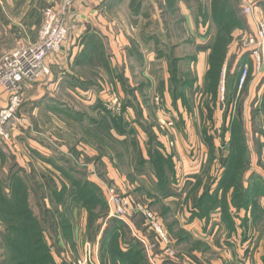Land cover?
<instances>
[{
    "label": "crops",
    "instance_id": "crops-1",
    "mask_svg": "<svg viewBox=\"0 0 264 264\" xmlns=\"http://www.w3.org/2000/svg\"><path fill=\"white\" fill-rule=\"evenodd\" d=\"M58 1L0 0V60L6 53L36 44L44 10L56 6ZM204 1L211 5V0ZM263 2L258 1L254 17H246L248 26L233 32L228 56L239 58L246 52L239 54L237 46L246 31H255V19L264 17ZM132 3L133 0L75 3V28L61 52L49 59L52 75L27 90L15 119V161H31L29 168L52 212L56 236L69 263L83 255L85 242L94 234L100 261L111 264L109 250L99 243L101 236L90 234L96 214H91L85 199L79 198L91 184L106 202L107 189L112 186L141 203L163 204L170 217L188 233L189 237L177 240L180 254L176 259L151 250L146 255L149 264H264V235L260 229H250L245 239L239 233L227 240L219 220L210 218L206 222L195 216V204L207 182L210 148L203 136L206 110L201 107L208 98L206 78L218 28L212 24L198 26L194 10L185 0H177L186 31L178 36V42L173 41V53L182 59L179 67L186 71L173 93L168 65L156 52L157 48L164 49L175 35L167 36L165 31L160 34L158 29L156 37L149 26L138 34L140 24L155 25L159 21L162 28L161 6L166 1L142 0L140 11ZM122 6L126 7L125 13L118 10ZM185 44L190 47L186 52L182 50ZM188 75L193 83L186 86ZM263 79V73L252 72L245 97L260 100ZM108 92L123 103L121 114L107 108ZM155 96L162 100L161 112L154 104ZM6 105L7 95L0 92V109ZM221 107L225 108L218 103L216 117ZM259 115L264 118V112ZM160 120L173 125L164 129ZM146 127L154 134L153 146ZM157 152L168 161L171 173L166 172V167L161 168L163 161L158 164L153 158ZM196 156L199 158L193 161ZM161 174L164 184L158 176ZM70 194L77 201L67 214L63 198ZM133 215L134 220L129 216L126 223L144 235L148 230L144 216ZM198 242L206 247L194 250ZM182 243H189L190 249Z\"/></svg>",
    "mask_w": 264,
    "mask_h": 264
},
{
    "label": "trees",
    "instance_id": "trees-1",
    "mask_svg": "<svg viewBox=\"0 0 264 264\" xmlns=\"http://www.w3.org/2000/svg\"><path fill=\"white\" fill-rule=\"evenodd\" d=\"M185 1L187 2L188 6L194 10L196 24L198 26H205L207 24H212L216 26L219 30L218 40L216 42V45L213 49V53L210 58V70L206 78V90H205L206 95L208 97L211 96V98L213 99L212 106L210 105L206 106L207 110L209 111L208 113L209 120L212 121L213 113L217 105V96L219 94V87L222 76L221 74L223 72L225 62L228 61L227 59L228 47L232 42V34L236 29H241V28L244 29L245 27V26L240 27V21H239L240 19H238V17L244 18L243 17L244 15H242L243 8L241 7L242 0H211L210 1L211 5H208V3L204 0H185ZM173 2H174V8L172 9V12H169V10H165V8L167 7V2L164 6H161L162 28H159L160 26L159 21H157L155 25H153L152 22L149 23V26L153 27V31H155L154 33H156V37L158 34L156 30L158 31V29L160 34L164 33L165 31L167 33V36L168 35L174 36L178 34L183 35V33H185L186 31L185 21L182 17L179 16L177 0H173ZM132 4L136 11H140L142 0H133ZM263 4L264 2L262 3V6ZM233 8H235L236 11H233ZM169 14L172 15V22L174 23V27H177L179 30L178 34H176L174 30L172 31V33H170V28L167 25V19H166V17L169 16ZM172 39L173 38H171L170 42L167 43L164 49L157 48V56L161 59L163 58L168 65V69H169L168 71L170 72V77H171L170 79L171 91L174 93V90L179 82L180 76L184 75L186 70L179 67V63L182 62V59L178 58V56L175 53H173V49L175 45L173 44ZM235 59L236 58H233L230 64V69L234 71V74L229 73L227 69L225 73V79H224L225 101L223 105L226 108V110L224 111L225 112L224 122H226V117L228 116L227 107L229 106L231 99L234 96L239 97V92L241 93L243 89H246L247 91V85L251 77V74L253 72V69L251 67L245 85L243 86L242 90H239V82L241 78L242 67L245 62L251 63V60L249 58V53L245 52L237 61V66L235 69L233 68V62ZM187 78L188 80L185 83L186 86L193 83V78L190 77V75H188ZM127 92L130 93V91ZM226 99L228 102L227 104H226ZM258 100H259L258 98H256V101L254 100L255 103L252 106V111H251L254 112L257 116L262 112H264V93L263 96L260 98L258 105H256ZM231 105L232 104H230V106ZM136 109L138 111V108ZM117 123L120 124L119 122ZM148 128L149 127H146L149 136V143L151 146H153L154 144H156L155 137L154 134L151 132V130H149ZM257 130L258 129L253 125L251 129L252 131L251 134H253V132L254 133L257 132ZM243 131L245 135L248 133L247 129L245 130L243 128ZM205 140L209 145L210 150H212L214 148L213 139L211 137H206ZM152 156L156 160V162H158V164L160 161H163L161 165L167 166L168 161L163 159L160 156V153L157 152L155 155ZM0 157L3 158V160L0 161L1 162L0 174L2 176L5 168L3 164H5L6 162L5 154L3 153V151ZM13 166H18V164L14 162ZM242 167L243 164L241 168ZM18 173L25 174L26 171H24V169H19ZM16 176H17L16 173L10 174L9 179L11 183H8V188L10 190V193L8 194L5 192L6 190L4 189L3 186L4 183L0 179V217L2 219L0 220V223L2 224L4 223L0 230V264H57L53 257V250L55 249V247L58 249L57 254L59 255V257H62L64 260L63 264H70L69 261L66 260L65 252L62 249L58 241V238L56 236L55 224L53 222L52 212L45 201V196L41 190V187L34 178L33 172H31L22 181L16 180L15 182H12ZM158 176L160 181L162 182L161 179L163 178V174ZM238 177L241 179V174ZM257 181L259 182L258 178L256 177V175H253L248 180H246V182L249 185L247 188H245L244 181H242V179L240 180L241 183L239 182L238 187L241 186V188L242 187L244 188L245 198H247L248 195V200L245 199L244 206L246 205L248 206L250 204L249 198L251 197V195L254 194V189H252L253 188L252 186L253 184H256ZM162 183L164 184L165 182ZM89 186H90L89 191L86 189L84 192L85 194L81 193L79 195V198L85 199L86 205L91 211V214L94 215L96 214L95 215L96 218L93 215V217L95 218L93 222L96 223V221H100L104 216L108 215L107 214L109 212V208L107 207L108 202H106V199L100 197L99 190L96 188V186L91 184ZM208 194L209 193L207 189V191L205 190L203 192L202 196L198 199L197 203L195 204V209H196L195 216L205 220L206 222L210 220L211 214L214 211H216L214 210L215 208L210 205L211 209H209L207 214L204 207L201 206V204H204V200L208 196ZM31 197H33L34 207H32V205L30 204ZM64 200L65 197L63 198V201ZM74 200L77 201V197H75ZM94 204L96 206H94ZM99 207H102L103 211L102 210L99 211L98 209ZM95 209L98 212L93 213L94 212L93 210ZM105 210L106 213L104 214ZM227 210H229V207L227 208ZM260 212L261 214H264L263 210ZM6 214L10 215L11 217L9 221L8 219L6 220L4 219ZM130 217H132L131 220L133 221L135 215L133 216L131 215ZM254 217L256 219V212L253 213V218ZM109 221H110L109 228L113 229L114 227V231L116 232L114 244L118 253L117 257H114V254L111 256V264H149L146 258L147 255L146 248L144 244L141 242L140 238H138V237H143V238L145 237L139 233L134 232L132 227L123 220H120L118 218H112ZM248 221H250V219H247V223ZM109 228L106 231L107 234L106 236H104L105 239L104 241H102V243L100 239V245L102 244L103 247H107L108 250H109V246L108 243L106 242V239L107 241L108 239H111L110 237L111 232H109L110 231ZM245 228L247 230L248 226H246ZM256 228L260 229L261 234L264 235L263 226L262 227L257 226ZM125 230L126 232H128L127 238L124 237L125 233H122ZM148 230L150 231L149 228ZM248 230L246 234H243L242 238L245 239L249 236ZM145 233L146 232L144 231V234ZM152 234L155 243L153 244L151 243L150 239L152 238L150 236L148 237L150 239H148L147 241L151 244L152 246L151 250L153 251V248L155 247L159 248L160 246L156 242L155 234L154 233ZM47 237L51 241H53L54 245H50L48 243ZM122 237L124 238L123 241L121 240ZM204 247L206 246L203 243L198 242L196 243L193 249L198 250ZM6 258H9L8 263L2 261V259H6ZM74 260H76V258ZM71 264H74V262Z\"/></svg>",
    "mask_w": 264,
    "mask_h": 264
},
{
    "label": "rangeland",
    "instance_id": "rangeland-1",
    "mask_svg": "<svg viewBox=\"0 0 264 264\" xmlns=\"http://www.w3.org/2000/svg\"><path fill=\"white\" fill-rule=\"evenodd\" d=\"M243 1H242V3H244ZM166 2H167V7L165 8V10H169V12H172V9L174 8L173 0H166ZM75 3H74V5H75ZM168 4H169V6H168ZM74 5L72 6V11H73ZM243 5L244 4H242L241 7H243ZM257 5H258V3L255 5V9H256V7H258ZM124 9L126 10V7L122 6V7H119L118 10L125 13ZM233 11H236L235 8H233ZM242 15H244L243 16L244 18L238 17V19H240L239 20L240 21V27L245 26L244 28H246V26H248V25H246L247 23L245 22L247 15H245L244 13H242ZM262 18L264 19V17H262ZM166 19H167V25L170 28V33H172V31L174 30L176 32V34H178L179 30L177 27H174V23L172 22V15L169 14V16L166 17ZM254 23H256V19H255ZM148 26H149V23H147L146 26H145V24L144 25L140 24L139 29H138V34L141 31L145 30V28H147ZM149 29L151 30V29H153V27L149 26ZM180 29H181V27H180ZM246 32L247 33H245L244 36H246L248 38V37L254 35L255 31L251 32V33L249 31H246ZM70 35L68 36L66 43L68 42ZM179 35L180 34L175 35V37H174V39H172V41H174L175 43L178 42L179 41L178 40ZM181 43H183V42H181ZM65 44H64V46H65ZM230 46H231V43L228 47V52L230 51ZM189 49H190V47H188L187 44H185V46H182V50L185 52L188 51ZM245 49H246V47L243 45L242 42H240V45L237 46L236 50H237V52L239 50V54H242L243 51H245ZM6 54H8V53H6ZM233 58H236L233 62V68L236 69L237 61L240 59V57L238 58L235 56H228V54H227L228 61L225 62V64H224L225 66H224L223 70L226 68L229 71V73L234 74V71H232L230 69V64H231ZM51 75H52V70H51ZM50 76L44 78L42 81H46V79L49 78ZM222 79L223 78L221 76L219 94L217 96L216 110L218 108V103L219 104L221 103L223 105V103L225 101L224 93L222 94V91H221L223 85L225 86L224 80L222 81ZM27 92L28 91L25 92L22 106H23L25 99L27 97V94H28ZM245 92H246V89H243L242 90L243 96H241V97H235L234 96L231 99L229 106H228L229 108L227 107V111H228L227 115L228 116L226 117V122H224V120H225V112L224 111L226 110V108L223 109V107H221V110H220L221 112L217 117H216L215 113H213V120L212 121L209 120V114H208L209 111L207 110L206 106H208V105L212 106L213 99L211 98V96H209L207 98V100L202 103V107H201V109L203 111H204V109L206 110L205 124L203 126V127H205V131H204L203 136H204V138L211 137L214 141L213 142L214 148L212 150H209V156H208V161H207L206 170H205L207 182H206L204 191L205 190L207 191V189H208L209 194L205 198L204 204H201V206L204 207L207 214H208L209 209H211L210 205L215 208L214 210H216V211H214L211 214V218H214L217 221L219 220L220 223L224 226V229L226 232L225 239H227V240L234 239L235 237H237L239 235V233H240V236H243V234L247 233L248 228H249V230L250 229L253 230L257 226H261V227L263 226L264 227V214H261V212H260L262 210L264 211V146H263V144H264V142H263L264 141V132L262 131L263 126H264V118L260 115L257 116L254 112H251L252 106L254 105L256 100L253 101L252 98H248V96L245 97L246 96ZM108 94L110 96L114 95L112 92H108ZM251 97H253V95ZM227 103L228 102L226 99V104ZM230 104H232V105L230 106ZM122 112H123V110H122ZM214 112H215V110H214ZM222 114H223V117H222ZM14 123H15V120H13L11 122V124L9 125V130L11 131L12 139L5 141L0 137V139H1L0 141L2 142V145H3V143H6V146L3 145V147H2V145H0V147H1L0 148V156H1V153L3 151V153L5 154V160H6L5 164H3L5 167L4 173L2 174V176L0 174V179L4 183L3 186H4V189L6 190L5 192L7 194L10 193V190L8 188V183H11V181L9 179L11 173H16V175H17L12 181V182H15L16 180H18V181L24 180V178L27 177L32 172V170L29 168V164H31V161H15V158L13 157L14 144L12 142H17V137L15 136L17 131H15V134L13 136ZM253 125L258 130H257V132H255V133L253 132V134H251L252 133L251 129H252ZM243 128L245 130L247 129V131H248V133L246 135L244 134ZM16 144L18 145V142ZM192 156H194V155H192ZM198 158L199 157L196 156L193 159V161H197ZM2 160H3V158L0 157V161H2ZM249 161H250V164H249ZM14 162H16L18 164V166H13ZM0 164H1V162H0ZM242 164H243V167L241 168ZM160 166H161V168L166 167L167 168V169L165 168L166 172L171 173L170 172V170H171L170 165L162 166L160 164ZM19 169H24V171H26V173L25 174L18 173ZM229 174H230V177H229ZM240 174H241L242 181H244V187L245 188H247L249 185L246 182V180H248L253 175H256V177L259 180V182L258 181L256 182L257 185L253 184V186H252L253 187L252 189H254V194L251 195V197L249 198L250 204L248 206L247 205L244 206L245 199L248 200V195H247V198H245L244 188L243 187L241 188V186L238 187L239 182L241 180L238 177ZM108 188L115 189L112 186H110ZM119 195H123V194L119 193ZM30 204L32 205V207H34L33 197H31V199H30ZM143 205L151 213H153L156 216L157 220L160 222V224L167 229L171 238L173 239L174 249H175L177 255L179 256L180 251H179V248L176 246L177 240L181 239V238L189 237L188 233L178 226L177 222L174 221V218L172 216L170 217V213L168 212L167 208L163 204H160L159 202H157L154 204V206H152V205H149L148 202L145 203V201H144ZM228 207H229V210H227ZM245 208H247V209H245ZM98 209H99V211L100 210L103 211L102 207H99ZM254 212H256V219H255V217L253 218ZM105 213H106V210H105L104 214ZM107 214L108 215L104 216L100 221H96L95 226H94V224H92L94 229L92 230V232H90V234L91 233L92 234L93 233L99 234L101 236V243H102V241H104V239H105L104 236H106V234H107L106 231L109 228V224H110L109 220L112 219L109 216V212ZM4 219L5 220L8 219V221H9L11 219V217H10V215L6 214ZM247 219H250V221H248V223H247ZM0 220H2L1 217H0ZM157 220H156V222L158 223ZM3 224L0 223V230H1ZM244 226L245 227L248 226L247 230ZM109 229H110V231L109 230L108 231L111 232V234H110L111 239H108V241L106 239V242L108 243L109 252H110L111 256L114 254V257H117L118 253H117V250H116V247L114 244L116 232L114 231V227H113V229L112 228H109ZM145 232L146 233L143 236L147 240L150 239V238H148L150 236L152 238V239H150L151 243L152 244L155 243V240H154L153 234H152L153 232H151V230L150 231L145 230ZM122 233H125L124 237H126V238L128 237L127 236L128 232H126V230L123 231ZM123 239L124 238L122 237L121 240L123 241ZM47 241L50 245H54L53 241H51L48 237H47ZM99 243H100V240H99ZM225 243H226V241H225ZM182 245L185 246V248L190 249L189 243H187V245H186V243H182ZM182 248H184V247H182ZM57 252H58V249L55 247V249L53 250L54 259H55L57 264H63L64 260L62 257H59ZM152 252L159 253V254L163 253L165 255L164 250L160 247L159 248L158 247L153 248ZM65 258H66V255H65ZM8 259L9 258L2 259V261L8 263ZM76 259H80V257L77 256ZM66 260H67V258H66Z\"/></svg>",
    "mask_w": 264,
    "mask_h": 264
},
{
    "label": "built area",
    "instance_id": "built-area-1",
    "mask_svg": "<svg viewBox=\"0 0 264 264\" xmlns=\"http://www.w3.org/2000/svg\"><path fill=\"white\" fill-rule=\"evenodd\" d=\"M76 1L78 0H59L56 6L46 8L36 44L20 47L4 55L0 60V92L7 95V105L0 109V137L3 140L12 139L9 125L16 119L22 107L25 92L35 83L51 75L49 59L61 52L68 36L75 28L77 16L72 11V6ZM257 3L258 0H244L243 13L247 16H255V5ZM240 42L246 47L245 51L249 53L251 60V63L245 62L242 67L239 82V90H242L251 67L254 73L264 74V19L262 17L256 19L254 35L248 38L243 35ZM221 91L223 94L225 91L224 85ZM109 97L107 108L113 113L121 114L123 110L121 100L115 95ZM154 104H156L157 111L161 112L162 100L159 96L154 97ZM160 122L163 128L173 125L165 120H160ZM107 202L111 218H118L126 222L129 216L135 213L142 214L148 228L155 234L156 242L164 250L165 255L171 260L178 257L169 232L143 203L131 195H119L116 189L113 188L107 189ZM73 203L74 197L70 194L63 202V209L67 214L71 212ZM138 238L144 244L147 253H150L151 244L146 238ZM73 262L74 264H102L97 241L93 236H89V239L85 242L82 257Z\"/></svg>",
    "mask_w": 264,
    "mask_h": 264
}]
</instances>
